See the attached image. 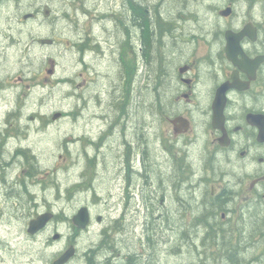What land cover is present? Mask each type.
<instances>
[{"label":"flooded vegetation","instance_id":"1","mask_svg":"<svg viewBox=\"0 0 264 264\" xmlns=\"http://www.w3.org/2000/svg\"><path fill=\"white\" fill-rule=\"evenodd\" d=\"M257 1L176 0L173 3L172 0H0V42L6 49H24L23 37L31 35L30 23L41 18V24L50 27L52 33L65 36L64 41H51L49 45L76 50L77 61H82L85 69H88L86 61H91L93 57L99 58L98 52L102 53L103 60L108 61L110 57L106 54L113 45L122 48L128 44L130 48L140 50L135 53L131 85L134 82L139 84V80L144 78L143 70L152 68L159 91L163 84L161 70L167 71L163 80L166 79L167 84L171 85L163 94L168 97L169 114L173 112L172 117L167 119L172 129L168 138L173 140L163 139L166 143L161 142L157 135L163 129L157 124L152 136L156 133L157 142L170 152H178L177 156H182V161L190 157L194 159L195 163L190 167L198 168L193 170L194 181H200L201 185L193 186L190 194L194 199H190L200 205L206 203L202 214L215 218L213 221L223 231L219 241H233L240 254H247L242 264H264V12L256 18L250 11ZM216 2L218 12L211 16L210 9ZM197 5L209 13L202 26L198 24L199 14L195 12ZM145 6L150 15L142 18L140 9ZM143 27L147 28L151 36H147L149 42H145ZM112 30L117 32V39L111 43L109 37ZM16 31L22 35L17 39L13 37ZM198 41L205 46L204 55L194 53V44ZM228 46L234 51L230 56L227 55ZM156 48L158 54L154 65L152 57L145 61L144 56L151 50L152 53L157 52ZM0 55L3 56V51H0ZM124 62L115 61L120 68L124 67ZM167 63L170 68L166 67ZM6 82L4 80V88L0 91L6 88ZM61 82L58 80L56 87H61ZM76 90L77 85L74 94H77ZM82 90H87V87ZM142 90L143 87H140L138 93ZM84 95L91 96L90 93ZM106 108L109 110L108 105ZM156 109L158 111V105ZM106 122L105 119L100 123L102 127L96 132L97 138L106 135ZM125 124L120 122L115 132L117 134L118 130L119 134H115L114 138L126 139L122 135L127 132ZM180 131L184 132L176 133ZM133 132L139 139L143 134V124L136 125V131ZM88 136L90 134L86 135L87 141ZM107 145L109 142L102 146L106 148ZM78 150L84 154L83 147ZM8 171L4 172L6 179L0 181V187L4 186L5 190V207L13 203L8 196L11 194L10 197L15 198L17 193L14 188L8 191L5 186L8 183V186L21 183L11 178ZM0 175L2 177L1 171ZM4 182L6 185H3ZM221 193L224 196L216 202L215 198ZM15 200L13 204L22 208L18 198ZM178 202L184 204L185 201ZM195 220L199 221L200 218L196 217ZM53 231L54 228L45 234ZM227 233L229 239L225 237ZM79 235H74L72 239L75 244ZM224 237L226 239L222 240Z\"/></svg>","mask_w":264,"mask_h":264},{"label":"rangeland","instance_id":"2","mask_svg":"<svg viewBox=\"0 0 264 264\" xmlns=\"http://www.w3.org/2000/svg\"><path fill=\"white\" fill-rule=\"evenodd\" d=\"M199 2H202V0H199ZM250 11H252L251 15L257 18L261 12H264V1L263 0L257 1L256 5L253 8H251ZM195 12L199 14L198 24H201L200 26H202L206 22L205 20H207V18L209 17V13H206L198 5L195 8ZM210 12H211V16L212 15L214 16V14L218 12L217 2L215 5L211 7ZM41 23H42L41 18H38L36 23L34 22V24L33 23L30 24L29 27L31 30V35H29L28 37H23L25 42V47L24 49H20L21 52L12 49H6L4 47V44L0 42V51L1 52L3 51V56L0 55L2 58V60H0V76L3 78V80L8 79V86H7L8 88H5L4 90H2V92H0V123L3 121V118L7 115L6 113H11L13 111V108L16 106L15 98L18 103L23 105L19 113L20 118L17 120L21 122L20 128L22 129L19 128L20 134L16 136L17 140H15V141H20L21 146L20 144L18 145L14 140H9L8 141L9 146L7 145L6 148L14 149L20 146L21 149H26L30 152L29 154H34L36 156V160L39 162L45 178H43V176L40 175V172L38 170H34L32 166L33 164L31 163V161H29L30 160L29 155L27 156L28 157L27 159L29 160L26 161V163L24 162L22 164H18L19 167L18 169H20V172H24V170L25 171L28 170L32 174L33 173L36 174L35 178H30L29 181L27 180L28 186H30V188L32 189L30 190L32 194L35 193L34 189L36 185L33 186L31 183H28L30 182V180L34 182V184H36V182H39V180L42 179L44 184L48 185L49 180L52 179V180H56L57 183L60 182L57 185L60 187L61 195H63L62 197L63 200L64 198H66L64 195L65 188L67 189L70 187L71 184L73 183L75 184L80 181L78 176H80V174L82 173L81 167L83 165H87L88 160L91 161L93 163L92 164L93 166L101 170L100 176L102 179H98L94 187L97 189L99 195L101 194L100 200L103 201L102 202L103 205L101 204L102 209L100 208V210L98 211L97 209L91 210V214H95L92 215L93 220L94 222H97V218H98L97 215L99 216L101 215L100 218L101 221H99L100 223L102 222L103 219L109 218V215L111 216V218L117 219L119 218L117 214L118 213L117 210L119 209V211L123 213L122 207L119 205L120 202L119 200L120 197L122 196V184H121L122 179H120L119 176L118 178L115 177L116 176L115 174L117 173L116 169L121 163V159L123 160V162H125L124 159H126V156L124 155L127 152V145L123 143V139L122 141H116L114 140V137L110 136L113 130L116 128L118 129L120 125H117L109 130L108 127L105 125L106 136L102 140H98L96 136V132L102 127L100 123H102L103 120L106 119L107 120L106 123H108L109 120L114 119L115 115L117 113H120L121 110L122 113L125 112L126 114V112L129 109L128 108L129 103H131V100L133 102L131 95L128 94V91L126 90L125 84H128V81L129 80L131 81L132 79L131 74H132V66L134 65L135 62V53H139L140 50L139 49L134 50L130 48L128 44L123 45L122 48H118L117 45H113L112 49L109 51L110 54L108 51L106 54L109 55L108 57H110V58L107 57L109 59L108 61L103 60L102 53L98 52L97 55L99 58L94 59L93 57L91 61H86L88 63V69H85L83 67L82 62L77 61L76 50L67 49L64 47L58 48L55 47L54 45L52 46L49 45L51 41H56V42L64 41L65 36L64 34L61 33H52L50 31L52 30L50 27L46 25H42ZM112 33H111L112 34L111 43L113 41L115 42V39H117V36L115 34L116 32L112 30ZM13 35H14L13 37L16 39L20 37L18 31L13 33ZM145 35L148 36L147 34ZM155 50L157 52L153 51L152 53L153 55L152 63L154 64H155V60L157 61L156 57L158 54V48H156ZM194 50H195L194 53H202L201 55H204L206 53L204 52L205 46L201 41H198L196 42V44H194ZM26 54L28 55L27 61L25 60L20 61L19 58L20 55L24 57ZM115 61H118L119 63L125 61L124 67L120 68L119 64L115 63ZM137 61L139 60L137 59ZM166 67H169L168 64ZM6 72L8 73L9 76L5 77ZM55 77H62L63 80L71 79L73 81V84L75 83L77 85V90H76L77 94H74L75 90L73 89L72 86H70L69 82H66L64 84L62 83L60 85L61 87H56ZM154 81L152 80L151 86L157 89V81L156 80ZM36 82L45 83L48 88L53 89V92L49 95L48 91L45 92L46 90L44 89H40L39 87L34 88ZM153 82L154 84H152ZM117 83H119L118 84L119 86L117 85ZM142 83H144L143 78L139 80V86H141ZM85 87H87V90H82ZM164 89L165 90L168 89L166 80L161 85V88L157 92V94L152 92L151 94L150 92L148 93L144 92L145 93V94L143 93L144 95L143 94L137 95L139 97L137 96L135 97L136 98L135 102L138 101L137 104L140 106H136L134 111L138 112L139 115L140 114L144 115L143 117H141V122L143 123L144 121H146L145 123H143V127L147 124L149 127V131H151L150 133H153L152 131H154L157 128V125L160 126L161 129L163 130L159 131L157 136L160 137L161 142L166 143V141L164 140L168 139V141H170L172 139L170 137L168 138V136H171L172 129L170 123H168L169 120L167 119L169 117L170 118L172 117L173 112L171 111L169 114V105L167 104L168 97H166V95H163L165 91ZM57 92H64L65 95H63L62 93L57 94ZM92 92H94L95 94L97 93V95H101V93L102 94L104 93V95L99 96V98L101 97L100 104H98V100L95 97L91 101L92 103L89 102V100L86 98V101H88L86 104L88 108L86 107V109L80 110L83 111L82 116L78 118L80 119V121L78 123H75L76 120L74 121V118L76 119V117H74V115L76 113H79V110L76 111V109L79 108V107L77 108V105L78 104L79 106L83 105L82 104L83 100H80L79 97L84 94L92 93ZM41 93H44L43 95L45 96H41L40 95ZM112 97H114V100L112 99ZM146 98L148 99V102ZM78 100H80V103L77 104ZM120 100H123L124 108L121 110H116L117 112L115 111L112 112L113 110L112 108L115 109L118 108V104L121 102ZM154 100L157 103L158 107L160 106V108H158L160 114L157 111V109H155L156 104H154ZM164 100H166L165 104H164ZM125 102L128 103L126 104ZM107 105L109 110H107L106 108ZM145 105L148 108H145L146 107ZM150 106H153L152 107L153 110L149 108ZM143 108L145 111H143ZM138 110H140V112ZM164 110H167V112ZM57 115L59 116L57 117ZM84 115L87 116L86 119L83 117ZM29 116H33V117L28 120ZM12 117L10 118L11 122L8 127L11 126L14 128L15 118L14 116ZM137 121L139 122L140 118H137ZM25 122H28V124H26ZM42 122L44 123V125L42 124ZM164 122H166L167 125H165ZM151 128L153 130H150ZM84 131H86V133L90 132L91 136L88 137L90 139H94L98 147L91 146L90 148H88L87 152L89 153L90 158L81 160L78 158V154L81 156L82 154H80V151L78 150L77 146H79V144H82L83 148H86L88 146V142L83 144L82 142L84 141V138H82V140H80L79 143H73L72 139L74 137L77 138L78 135L80 133L82 134ZM10 133H15V131L14 130L10 131ZM128 134L129 133L126 132V134H123V136L127 138L128 136L130 137L128 141L132 142V144L134 145V148L132 149H135L136 148L135 145H137V147L139 148L138 151L144 152L146 151L144 149V145L149 144V141H151V147L152 150H154L153 144L155 142L157 143L156 133H154L152 138L149 136H145L147 138L146 140H148L146 144H142L140 139L136 140V133L132 132L131 135ZM133 139L136 140L137 143L132 141ZM185 139L187 140L188 137H186ZM107 142H109V145H107L106 148H103L102 145ZM159 144L164 154L155 157V162H154L152 157H154L155 154L154 153L152 154L151 152V156L148 157V161L145 160V163L147 165L146 169L149 168L150 170L153 169V166L149 167V164L155 166L164 165V169H168V162H166V160H167V156H169V152L165 150L164 145H162L160 142ZM173 154L177 157L179 153L173 152ZM91 158H94V160H91ZM190 159L193 165L195 163L194 159L191 157ZM0 161H1L0 164L4 162L3 160ZM147 173L150 177L152 176L151 171H148ZM15 175L13 174V178L16 177ZM130 177L132 178L133 175H131ZM140 179L142 178L136 175L135 180L139 182L137 198L131 199L130 201L131 207H129L128 209L127 219L125 220V229H126L125 231H131V234H133V232L140 234L142 232V229L145 228L143 224L144 220L142 217H140V219L131 217L134 208L132 206L140 207V204L141 202H143L144 199L143 195L151 191V187L150 188L148 186L146 187L145 186L146 183L143 181V179L142 181H140ZM165 183L167 184V181L163 182L164 185H166ZM155 186L159 188L158 184H155ZM4 191H5L4 188H2L1 186L0 213L3 211L5 216L3 217L2 214L0 215V218H2L0 219V264H51V260L55 257L57 251L60 250L63 240H61L60 242H57L58 240H56L55 242L56 247H53L51 245V240L48 239L50 238V235L46 236L45 234L42 237L39 236L36 238L35 237L30 238L25 232L27 221L25 222V224L22 221H19V215L21 212L10 209L9 206L5 207L3 203V197L5 196ZM161 191L162 193H160ZM161 191H159L157 195L158 198L156 199V205L162 202L160 201L161 194H163L162 198L164 197L169 200V204L174 205L175 200L174 201L172 200V195H174L173 189L171 187L168 188L162 187ZM105 193L106 195H104ZM10 196L12 195L10 194ZM28 196L29 197L31 196L29 191H28ZM28 196L23 195L22 197H20L21 199L19 201L22 203L23 207L25 206L24 203L26 202V200H28ZM54 196L55 194L52 192L47 194L46 200L48 201L47 202L48 204L46 206L52 205V209H54L55 211L59 210L60 208V211H64L67 215H69L70 219L76 213L78 207L82 205L81 203L85 202L86 199L90 200L89 195L88 196L84 195L76 199L73 204L66 202V200L64 201L60 200V202L62 203L60 204V202L58 201L57 203L59 206L58 205L56 206L54 199L56 196L55 197ZM95 200H99V199L96 197ZM189 203L190 202L188 203L186 201L184 202V204H189ZM40 204H41L40 210H44L46 207L44 205V202H41ZM192 205L194 206V203ZM64 206L66 207L64 208ZM23 207L21 209H23ZM177 211H179L178 212V214H180L179 217H181L182 219V222L179 223L180 225L182 226L189 225L191 229H196L197 221L195 220L196 213L194 212L195 211L194 208L191 207V209L188 208L187 210H185L184 211L185 217L181 209L180 210L177 209ZM191 213L194 215L192 216ZM170 214H173V210H171ZM144 215H146V213H144ZM159 224H161V222H159ZM179 224L177 223V225ZM105 225L107 224L104 220L101 225L96 223L97 230H95L94 233H89V234H87V232L82 233L83 234L82 239H79L76 243L77 257L70 264H84L82 258L83 250H86L87 247L90 246L92 247L98 241L99 231L102 228H104ZM153 227L156 228V226ZM158 227L161 228L160 226ZM52 228H54V230H58L57 232H54L53 235L56 233H59L61 235L70 233V228L67 224H63V226L61 225V227L59 226L57 228L56 222H54L53 225H51L45 231V233L51 231ZM219 230L221 231V233L223 232L220 229V227ZM162 233H164V231L161 232V235ZM196 233L198 236L203 235L202 228L199 229V231H197ZM141 235L143 236V233ZM174 237L170 236L169 238L167 235L163 236L164 239H170L169 246L177 244L175 253L173 249L168 250L169 251L168 252L167 251L168 246H166V244L163 246L164 243L160 240H157L161 242L160 244H158V248L160 249L158 256H160V260L163 262V263L161 262L162 264H196L195 259L199 258L197 256V253L198 251L200 252V250L208 251V253H210L213 256V259L212 258L209 259V260H214L212 264H219L221 263L222 257L226 254V252L225 253L223 252V244H222L223 242L221 241H218V243L221 242L219 246L216 245L209 246L208 244L205 246H202V244H200L199 246V242H198L199 247L197 245L196 246L199 248V250L197 248L194 251L192 250L191 253L187 251V249L189 248L187 247V245H185L187 244L185 241H184L185 244L182 241L178 242V238L177 237L174 238ZM200 239L201 237L198 238V241H200ZM225 239L226 238L224 237L222 240ZM134 246L138 251L142 250L141 243L135 241ZM226 246L232 248L234 246L233 241L230 242L227 240ZM221 253H223V256L219 257ZM228 253L229 255H231V259H234L235 261H242L244 257L247 258V254H240L238 249L235 253L234 251H229ZM118 261L120 260H117V262Z\"/></svg>","mask_w":264,"mask_h":264},{"label":"trees","instance_id":"3","mask_svg":"<svg viewBox=\"0 0 264 264\" xmlns=\"http://www.w3.org/2000/svg\"><path fill=\"white\" fill-rule=\"evenodd\" d=\"M172 1H173V3H175L176 0H172ZM148 14L150 15V11L148 10L147 6L140 9V17L147 18L149 16ZM143 51H144V49H143ZM149 52H151V51H149ZM162 73H163V70H161V75H162ZM164 74L166 75L165 71H164ZM164 74H163V76H164ZM163 76L161 77V83L164 82ZM153 80H156L158 83L157 77ZM39 84L42 85L43 83L40 82ZM3 88H4L3 81H0V90ZM150 91L156 93L157 90L155 88H153L152 90L145 91V92L148 93ZM48 93H49V95L51 94V92H48ZM41 94L43 95L44 93H41ZM95 96L96 95H93L92 98H94ZM81 97L83 98V105L86 107L87 106L86 105L87 104L86 98L88 99L90 97H87V96H81ZM88 100L90 102V99H88ZM15 102H16V106L13 108V111L11 112L12 115L8 114L7 116H5V118L2 121L3 123L2 122L0 123L1 124L0 125V131H1L0 132V160L1 159H3V160L8 159L7 158L8 153H9L10 157L12 156L11 160L13 159L14 155H15V157H14L15 160L13 159V161H17L20 159L18 156L20 154L17 153L18 150L16 151V153H17V155H16L11 150H8L6 148V146H4L5 145L4 142L7 140L5 137H7L10 134V131L14 130L18 136V132H19L21 122L17 121V120L20 118L19 113H20V110L23 107V105L18 103L16 98H15ZM137 102L132 103V101H131V105L129 103V108H130L129 110H134L136 106H139L137 104ZM118 108H121V107L118 105ZM10 115H11V117L14 116V118H15V127L14 128L11 126H10V128L8 127L10 125V122H11L9 120L11 118ZM32 117L33 116H29L28 120L31 119ZM140 121H141V119H140ZM140 121H139V123H140ZM25 123L28 124V122H25ZM2 124H4V125H2ZM3 128L5 129L4 131L1 130ZM144 136H146V135H144ZM136 140L133 139L132 141L137 143ZM5 149H7V151H11V153L6 152ZM22 154H23L22 157L25 158L26 161H28L29 159H27L28 157H26V152H22ZM141 156H142L141 160L143 163V170H144V173L146 175L145 176L144 174H141V177H142L143 181L146 183V185H145L146 187L147 186L149 188L151 187V185L149 186L148 182H147L148 177H150L147 173L148 171H151L152 175H153L154 173H161L163 171H166L168 173V171L173 172V170H176L177 171L176 175L178 174V172H180L178 174V176H182L181 174L183 172L184 175H186L187 177H190V175L192 173V169H185L188 165L189 159H183L184 161H182V156H177L176 157L177 159L174 162L173 161L171 162V160H170V162H169V160L166 161V162H168V165L170 166V168H168L169 170L164 169V165L155 166V165H150V164H149V167L153 166V169L150 170L149 167H148L149 169H146L147 165L145 163V157H143L142 153H141ZM146 160L148 161V158H146ZM0 163H1V161H0ZM88 164L91 165L90 163H88ZM1 165L2 164H0V168H1L0 171L2 172L4 170V167ZM86 170H88V168H86ZM100 172H101V170L97 171L96 174L93 173L94 174L93 179L84 178L82 176V180L80 182H78V184L72 185L71 187L65 189V197H66L67 202L72 203L76 197L80 198V197L85 195L86 191L92 189L94 187V185L96 184V182L98 181V179H102L100 176ZM188 173H189V175H188ZM28 175L29 176H35L36 174H34V175L33 174H31V175L26 174L27 177H28ZM166 177L171 178L172 176L170 174H167ZM179 179H178V181L180 182ZM52 182H53V180L51 179V180H49V184H48L49 186L46 185V186L41 187V192H43L44 198H46L48 193L54 192V194L56 196L55 200H56V202H58L59 200L62 199L61 197H59V196H62L61 191H60V187L57 185L58 183L57 184L53 183V188H52L50 186V184ZM183 184L184 183L181 182V184L176 185L175 188H173V186L171 188L173 189V194H174V195H172V198H175V201H176L175 207L173 209H176V210L181 209V211H183V215L185 217L184 211L188 209L187 205H192L193 203L192 204L191 203L190 204H181V202H178V200L186 201V199H187V194H186L185 189H184L186 187H184ZM158 186H159V189L161 191L162 187L160 185H158ZM13 187L16 188L15 192H17L18 194H21L20 191L18 190V187H16L14 184H13ZM164 188H168V186H165ZM24 190H26V189H24ZM158 193H159V191L158 192H152V193L148 192L147 194H145V192H144L145 195H143V198H144L143 204L140 206L142 208L141 209L133 208V212L136 213L134 218L140 219V217H142L144 220L143 224H144L145 228L142 229V232L140 234H138L136 232H133V234H131V231H125L126 230L125 229L126 215L123 213H121L120 217L117 219L111 218V217H110V219H104L107 225L100 232V240L94 247H91L89 249L87 248L86 252L83 253V259H84L83 263L84 264H140V262L144 263L145 260H147V261H152V262H150V264H161L162 261L156 260L154 258V255H152V248L154 249L153 245L155 244L158 247V244L156 243L157 240H154V236H156L157 234L161 235V232L164 231L162 226L164 224H167L168 221L169 222L173 221V218H171L169 215L171 213V210L168 208V205L163 204V198H162L163 194H161V198H160V201H162V202L160 204L156 205V199L158 198V196H157ZM160 193H162V191ZM18 194H16V197L18 198V201H19L21 198L19 197ZM223 196H224V193H221L220 196L216 197L215 198L216 202H218V200L220 201V199ZM190 197H193V195L191 194ZM30 198H29V200H32L33 196H30ZM186 202H192V200L190 199V201L188 200ZM195 204L197 205V207H199V208L201 207L200 205H198L197 201H195ZM56 205H58V203ZM154 206L159 207V211L164 213L163 217L156 218L153 216L152 209L154 210V208H153ZM65 207L66 206H64V208ZM182 207H184V208H182ZM59 210H60V208H59ZM28 211H29L28 209L21 210L20 215H22L24 218L25 217L29 218V215H31V214L30 213L27 214ZM64 213L65 212H63V214ZM144 213H146V215H144ZM153 213H154V211H153ZM191 215L193 216L194 214L191 213ZM203 215L204 214H202V213L196 212L197 218H200V216H203ZM184 217H183V219H184ZM179 220H180L179 223L182 222L181 217H179ZM207 221L208 220H205V219L202 220L200 218L199 223L196 226V229H191L189 227V225H186V226L181 225L180 231H178L176 229H172L173 233H172L171 237L175 236L174 238H176V237L183 236V235H191L190 231H192V236L194 237V241L192 242V245L194 246L195 250L200 246V244H202V246H205L207 244L209 246H212V244L219 246L221 244V242L218 243V240L221 239V236H220L221 232L219 230V227L212 225V224H208ZM159 222H161V225H158ZM153 226H156V228H154ZM158 226H160L161 228H159ZM201 228L203 231V235L198 236L196 232L199 231V229H201ZM142 233H143L144 237L141 235ZM163 236L164 235H162V237ZM205 236H206V238H203ZM200 237H201V239H200V241H198V238H200ZM229 237H230V235L226 238L229 239ZM169 238H170V236H169ZM135 241L141 243V245H142L141 252L135 248V246H134ZM198 242H199V246H198ZM222 244H223V251H224V253L226 252V254L224 256H223V253H221L219 255V257L223 256L221 259V262L223 264H238L239 262L235 261L234 259H231V255H229V253H228L229 251H234V253H235L238 248H235L234 247L235 245H234L232 247L233 248L232 249L231 247L226 246L227 242H224V241ZM170 249H173L174 252L176 251V247H173V248L171 247ZM198 250H199V248H198ZM203 252L205 254L204 258L202 256ZM197 256L199 258L195 259L196 264H211L212 262H214V260H209L210 258L213 259V256L210 253H208V251L200 250V252L198 251ZM103 257H104V259H103ZM150 258H153V259L151 260ZM117 260H120V261L117 262Z\"/></svg>","mask_w":264,"mask_h":264},{"label":"bare ground","instance_id":"4","mask_svg":"<svg viewBox=\"0 0 264 264\" xmlns=\"http://www.w3.org/2000/svg\"><path fill=\"white\" fill-rule=\"evenodd\" d=\"M129 2V1H128ZM144 3H145V1H143ZM149 2H150V0H149ZM153 2V1H152ZM130 4V3H129ZM153 4V3H152ZM159 4V3H158ZM145 5V4H144ZM154 5V4H153ZM136 6V5H135ZM152 6V5H151ZM133 8V7H132ZM136 8V7H135ZM138 8V7H137ZM158 8H160V7H158ZM137 10V9H136ZM154 11V10H153ZM137 12V11H136ZM173 12V11H172ZM155 13H157V12H155ZM177 13V12H176ZM160 14V13H159ZM167 14H170V13H167ZM157 15V14H156ZM163 15V14H162ZM173 16V15H172ZM129 17V16H128ZM164 17V16H163ZM133 19V18H132ZM156 19V18H155ZM145 20H147V19H145ZM168 21L169 20H167L166 22L168 23ZM36 23V22H35ZM99 23V22H98ZM165 23V22H164ZM28 24V23H27ZM31 24V23H30ZM34 24V23H33ZM168 24H170V23H168ZM171 24H173V23H171ZM37 25V24H36ZM140 25V24H139ZM138 25V26H139ZM147 25V24H146ZM153 26V25H152ZM107 27V26H106ZM148 27V26H147ZM137 28V27H136ZM138 28H140V27H138ZM144 28V30H143V32L145 33V34H147L148 36H150L149 35V33H148V30H146L147 28L146 27H143ZM150 28H151V26H150ZM98 29H99V27H98ZM127 29V28H126ZM133 29V28H132ZM134 29H135V27H134ZM133 29V30H134ZM139 30V29H138ZM137 30V31H138ZM163 30V29H162ZM171 30V29H170ZM79 31V30H78ZM142 32V31H141ZM26 33V32H25ZM117 33V32H116ZM115 33V34H116ZM139 33V32H138ZM137 33V34H138ZM160 33V32H159ZM20 34V33H19ZM113 34V33H112ZM111 34V35H112ZM130 34V33H129ZM137 34H136V36H137ZM144 34V36L143 37H145V38H147V36ZM162 34V33H161ZM160 34V35H161ZM36 35V34H35ZM114 35V34H113ZM119 35V34H118ZM164 35V34H163ZM14 36V35H13ZM20 36H22L21 34H20ZM122 36V35H121ZM132 37H133V35H131ZM135 36V35H134ZM139 36V35H138ZM155 36V35H154ZM113 37V36H112ZM123 37V36H122ZM130 37V36H129ZM151 37V36H150ZM22 38V37H21ZM107 38V37H106ZM120 38V37H119ZM118 38V39H119ZM149 38V37H148ZM148 38L147 39H145V42H149V40H148ZM154 38H156V36L154 37ZM109 39H111V36L109 37ZM123 40V39H122ZM136 40V39H135ZM146 40H148V41H146ZM153 40V39H152ZM151 40V41H152ZM107 41V40H106ZM101 42V41H100ZM153 43H154V41H153ZM146 44V43H145ZM148 44V43H147ZM160 44V43H159ZM144 45V44H143ZM151 45V44H150ZM149 45V46H150ZM166 45V44H165ZM172 45H174V44H172ZM161 46V45H160ZM166 47H168V46H166ZM50 48V47H49ZM170 48V47H169ZM178 48V47H177ZM101 49H103V48H101ZM148 49H151V48H148ZM181 49V48H180ZM179 49V50H180ZM178 50V49H177ZM143 51V50H142ZM149 51V50H148ZM162 51H163V49H162ZM165 51H166V49H165ZM164 51V52H165ZM170 51V50H169ZM169 51H167V53L169 52ZM144 52V51H143ZM100 53V52H99ZM170 53V52H169ZM173 53V52H172ZM184 53V52H183ZM166 54V53H165ZM163 55V54H162ZM173 55V54H172ZM177 55H179V53L177 54ZM153 55H152V50H151V52H149L146 56H144V59H145V61H148L151 57H152ZM168 56V55H167ZM172 57V56H171ZM184 57V56H183ZM157 58V57H156ZM182 58V57H181ZM152 60V59H151ZM160 60V59H159ZM164 60V59H163ZM167 60V59H166ZM169 60V59H168ZM181 60V59H180ZM140 61V60H139ZM177 61V60H176ZM178 62V61H177ZM173 63V62H172ZM168 64V63H167ZM154 65H156V64H154ZM152 67H153V64L151 65ZM168 66H169V64H168ZM172 66H174V65H172ZM176 66V65H175ZM147 67H149V66H147ZM144 68V67H143ZM166 68V67H165ZM168 68V67H167ZM170 68V67H169ZM119 69V68H118ZM171 69H172V67H171ZM121 70H123V69H121ZM123 72V71H122ZM143 72H144V70H143ZM167 72V71H166ZM165 72V73H166ZM124 73V72H123ZM120 74V73H119ZM155 74V73H154ZM163 74H164V72H163ZM143 75V74H142ZM168 75V74H167ZM170 75V74H169ZM173 75V74H172ZM120 76V75H119ZM118 76V77H119ZM138 77V76H137ZM140 77V76H139ZM160 77H161V75H160ZM173 77V76H172ZM152 78H153V76H152ZM140 79V78H139ZM153 79H155V78H153ZM170 79V78H169ZM166 80V79H165ZM121 81V80H120ZM120 81H119V83H120ZM154 81V80H153ZM167 81V80H166ZM134 82V81H133ZM155 82V81H154ZM154 82L152 83V84H154ZM160 82V81H159ZM160 84V83H159ZM114 85V84H113ZM162 85V84H161ZM169 85H171V84H169ZM117 86V85H116ZM119 86V85H118ZM117 86V87H118ZM167 86H168V84H167ZM143 87V86H142ZM153 88V87H152ZM161 88V87H160ZM112 89H113V87H112ZM119 90V89H118ZM157 90V89H156ZM165 90V89H164ZM171 90V89H170ZM169 90V91H170ZM115 91V90H114ZM141 91V90H140ZM168 91V92H169ZM116 92V91H115ZM157 92L158 91H156V94H157ZM147 93V92H146ZM152 93H154V92H152ZM160 93V92H159ZM166 93V92H165ZM97 94V93H96ZM115 94V93H114ZM145 94V93H144ZM143 94V95H144ZM150 94H151V91H150ZM149 94V95H150ZM102 95H104V93L102 94L101 93V95H96L95 96V98L96 99H98V104H100V102H101V97L99 98V96H102ZM116 95H117V93H116ZM153 95V94H152ZM151 95V96H152ZM164 95V94H163ZM169 96V95H168ZM91 97V96H90ZM129 97V96H128ZM137 97H139V96H137ZM115 98H116V96H115ZM130 98V97H129ZM129 98H128V100H129ZM132 98V97H131ZM148 98V97H147ZM146 98V99H147ZM165 98V97H164ZM89 99V98H88ZM112 99L114 100V97H112ZM136 99V98H135ZM150 99V98H149ZM154 99V98H153ZM170 99V98H169ZM93 100V98L90 100V102ZM100 100V101H99ZM112 100V101H113ZM140 100V99H139ZM160 100V99H159ZM163 100V99H162ZM132 101V100H131ZM165 101L166 100H164V104H165ZM88 102V101H87ZM94 102V101H93ZM114 102V101H113ZM120 102V101H119ZM146 102V101H145ZM147 102H148V99H147ZM169 102V101H168ZM92 103V102H91ZM121 103V102H120ZM126 103V102H125ZM128 103V102H127ZM126 103V104H127ZM135 103V102H134ZM138 103V102H137ZM83 104V103H82ZM154 104H155V100H154ZM167 104H169V103H167ZM117 105V104H116ZM130 105H131V103H130ZM144 105V104H143ZM148 105V104H147ZM150 105V104H149ZM163 105V104H162ZM111 106H112V103H111ZM127 106V105H126ZM129 106V105H128ZM127 106V107H128ZM140 106V105H139ZM146 106V105H145ZM164 106V105H163ZM170 106V105H169ZM79 107V108H78ZM87 107V106H86ZM153 106H150L149 108H151L152 110H153V108H152ZM167 107V106H166ZM77 108L78 109H76V111H78L79 110V113H76L75 115H74V117H76V119L74 118V121H75V123H78L79 121H80V119H78L80 116H82V112L83 111H80V110H84V109H86V108H83V106H79V104H78V106H77ZM88 108V107H87ZM124 108V107H123ZM129 108V107H128ZM132 108V107H131ZM138 108H141V107H138ZM137 108V109H138ZM145 108H148L147 106L145 107ZM158 108H160V106L158 107ZM171 108H174V107H171ZM113 110H112V112H117L116 110H118V108L117 109H115V108H112ZM130 109V108H129ZM128 109V111L126 112V114H125V112L124 113H122V110L120 111V113H117L116 115H115V117H114V119H110L109 120V122L108 123H106V126L108 127V130L109 129H111V128H113V127H115V126H117V125H120V121H122V119H124V121L126 122V124H125V128H126V131L129 133L128 135H130L133 131H136L135 130V125H136V121H137V118H140L141 119V117H143L144 115H139L138 114V112H135L134 110H129ZM155 109H156V105H155ZM167 109V108H166ZM8 110H10V109H8ZM148 110V109H147ZM160 110H163V109H160ZM75 111V112H76ZM139 112H140V110H138ZM143 111H145L144 110V108H143ZM164 111H166L167 112V110H164ZM142 112V111H141ZM165 112V113H166ZM143 113V112H142ZM152 113V112H151ZM150 113V114H151ZM154 113V112H153ZM164 113V112H163ZM6 114H8V113H6ZM11 114V113H10ZM145 114V113H144ZM147 114V113H146ZM12 115V114H11ZM11 115H10V117H11ZM147 116V115H146ZM152 116V115H151ZM85 119H86V115H84L83 116ZM13 118V117H12ZM144 119V118H143ZM8 120V119H7ZM10 120V119H9ZM157 120V119H156ZM151 121V120H150ZM9 122V121H8ZM7 122V123H8ZM124 122V123H125ZM146 121H144L143 123H145ZM3 123V122H2ZM153 123H155V122H153ZM2 125H4V124H2ZM21 125V124H20ZM152 125V124H151ZM156 125V124H155ZM145 126H148L147 124L145 125ZM4 127V126H3ZM137 127H138V125H137ZM10 128V127H9ZM20 129H22V128H20ZM19 129V130H20ZM117 129V128H116ZM116 129H114L113 130V132L110 134V136H112V137H114V135L116 134L115 132H116ZM121 129H122V127H121ZM139 129V128H138ZM2 130V129H1ZM9 130V129H8ZM150 130H153L152 128L150 129ZM122 131V130H121ZM141 131V130H140ZM149 131V130H148ZM1 132V131H0ZM107 132V131H106ZM124 132V131H123ZM149 132H151V131H149ZM153 132V131H152ZM80 133V132H79ZM125 134H126V132H124ZM123 133V134H124ZM68 134H69V132H68ZM81 134V133H80ZM78 135V137H79V140H82V138H84L88 133H86V131H84L81 135ZM90 134V133H89ZM117 134H119L118 133V130H117ZM116 134V135H117ZM122 134V135H123ZM147 134V133H146ZM90 136H91V134H90ZM106 136V135H105ZM104 136V137H105ZM65 137V136H64ZM68 137V136H67ZM101 137V136H100ZM103 137V138H104ZM132 137H133V134H132ZM103 138H99L98 137V140H102ZM125 138V137H124ZM149 138V137H148ZM128 139H130V137L128 136V138L126 137V139H124V144H126L127 145V152H126V154L124 155V156H126V159H124V161L125 162H123V160L121 159V163L119 164V166H118V168L116 169L117 170V173L115 174L116 176L115 177H117L118 178V176L120 177V179H122V196L120 197V202H119V205L122 207V211H123V214H125L126 215V218L125 219H127V214H128V209H129V207H131L130 206V201H131V199H136L137 198V193H138V184H139V182L137 181V180H135V177H136V175H138L140 178H142L141 177V174H144L145 175V173H144V170H143V163H142V160H141V158H142V156H141V153H142V155H143V157H145V160H146V158H148L149 156H151V152H152V154L154 153L155 154V156L154 157H152L153 158V161L155 162V157H157V156H159V155H162V154H164V152H162V148H161V146H160V144H159V142H155L154 144H153V149L154 150H152V147H151V141H149V144H147V145H144V149L146 150V151H144V152H139L138 150H139V148L137 147V145H135L136 146V148L135 149H132V148H134V145L132 144V142H129L128 141ZM140 141H141V143L142 144H146L147 143V141L148 140H146L147 138L143 135V134H141L140 135ZM150 140V139H149ZM155 140V139H154ZM157 140V139H156ZM72 142L73 143H78V138H76V137H74L73 139H72ZM88 146L86 147V148H84V154L82 153V156L81 155H79L78 154V158L79 159H81V160H84V159H88V158H90V155H89V153L87 152V150H88V148H90L91 146H94V147H98L97 146V143L94 141V139H90L89 137H88ZM5 143V142H4ZM153 143V142H152ZM123 144V145H124ZM4 145V144H3ZM9 146V145H8ZM14 146H16V145H14ZM133 146V147H132ZM11 147V146H10ZM13 147V146H12ZM23 147V146H22ZM181 147V146H180ZM17 148V147H16ZM24 148V147H23ZM166 148V147H165ZM4 149V148H3ZM13 149V148H12ZM15 149V148H14ZM79 149V148H78ZM183 149V148H182ZM7 150V149H6ZM132 150H134V151H132ZM165 150H167L168 152H169V156H170V158H169V156H167V160L166 161H168L169 160V162H170V160H171V162L173 161H175L177 158H176V156L173 154V152H170L167 148L165 149ZM31 151V150H30ZM79 151H81V150H79ZM156 151V152H155ZM159 151V152H158ZM5 152V151H4ZM7 152V151H6ZM8 152H10L11 153V151H8ZM18 153V152H17ZM17 153H15L16 155H17ZM30 153V152H29ZM32 153V152H31ZM147 153V154H146ZM187 153V152H186ZM123 156V157H124ZM188 156V155H187ZM12 157V156H11ZM10 157V158H11ZM14 157H15V155H14ZM14 157H13V159H14ZM122 157V156H121ZM18 158V157H17ZM20 158V157H19ZM18 158V159H19ZM12 159V160H13ZM1 160H3V159H1ZM15 160V159H14ZM91 160H94V158H91ZM30 161V160H29ZM91 161H89L88 160V163H90ZM94 162V161H93ZM91 165L93 164L92 162L90 163ZM25 165H27V164H25ZM2 166V165H1ZM162 166V165H161ZM190 166H192V161H191V159L189 158V161H188V165H187V167L185 168V169H192V173H191V175H190V177H187L186 175H184V173L182 172V176H178V174L180 173V172H178V174L176 175V173H177V171L176 170H173V172H170V171H168V173L166 172V171H163V172H161V173H154L151 177H148V180H147V182H148V185L150 186L151 185V193L152 192H158V191H160V189L157 187V186H155V184H158V185H160L161 187H165L166 185L168 186V187H172L173 186V188H175L176 187V185H178V184H181V182H183L184 184V187H186V188H184L185 189V192H186V194H187V199H186V201H190V193L191 192H193L192 191V188H193V186H195V187H198L199 185H201V182L200 181H198V180H196V181H194L195 179H194V172H193V170H197L198 168H195V167H190ZM168 168H170V166L168 165ZM1 169V168H0ZM115 170V171H116ZM9 172V171H8ZM8 172H6V173H8ZM15 173H16V171H15ZM15 173H14V175H15ZM171 173V174H170ZM9 174V173H8ZM32 174V173H31ZM167 174H170L172 177L171 178H169V177H166L167 176ZM10 175V174H9ZM34 175V174H33ZM94 175V174H93ZM131 175H133V177L131 178L130 176ZM188 175H189V173H188ZM146 176V175H145ZM164 176V177H163ZM15 177V176H14ZM31 177H34V176H31ZM114 177V178H115ZM11 178H13V177H11ZM113 178V179H114ZM180 178V179H179ZM5 179H6V177H5ZM119 179V180H120ZM168 179V180H167ZM178 179L180 180V182L178 181ZM8 180V179H7ZM15 180V179H14ZM29 181V180H28ZM140 181H142V179H140ZM167 181V184L166 185H164L163 184V182H166ZM191 182V183H190ZM5 183V182H4ZM13 183V182H12ZM28 183H30V182H28ZM34 183V182H33ZM58 183H60V182H58ZM117 183V182H116ZM14 184V183H13ZM74 184V183H73ZM73 184H71L70 185V187L73 185ZM78 184V183H77ZM4 185V184H3ZM9 185V183L7 184V186ZM31 185V184H30ZM62 185V184H61ZM119 185V184H118ZM32 186V185H31ZM49 186V185H48ZM120 187V186H119ZM3 188H4V186H3ZM49 188V187H48ZM66 189V188H65ZM201 189V188H200ZM64 190V189H63ZM63 190H62V192H63ZM81 190V189H80ZM100 190H102V189H100ZM6 193V192H5ZM29 193H30V195L32 196L33 194L29 191ZM54 193V192H53ZM101 193H102V191H101ZM197 194V193H196ZM204 194V193H203ZM24 195H26V196H28V192H26ZM65 195V194H64ZM73 195V194H72ZM90 196V200H92V202H95V204H96V206H97V211L98 210H100V208H101V206L103 205L102 204V202L103 201H101L100 200V196H101V194L99 195V193H98V191H97V189L95 188V187H93L92 189H90V190H88V191H86L85 192V196ZM104 195H106V193L104 194ZM7 196V195H6ZM112 196V195H111ZM12 197V196H11ZM55 197V196H54ZM62 197H63V195H62ZM71 197V196H70ZM98 198L99 200H95V198ZM197 197V196H196ZM195 197V198H196ZM9 198V197H8ZM30 197L28 196V199H29ZM193 198V197H192ZM31 199V198H30ZM55 199V198H54ZM60 199V198H59ZM170 199V198H169ZM194 199V198H193ZM89 200V199H88ZM109 200V199H108ZM61 201H62V199H61ZM43 202V201H42ZM60 202V201H59ZM106 202V201H105ZM110 202V201H109ZM61 203V202H60ZM174 203H176V201H174ZM188 203V202H187ZM191 204L192 203H194V206L193 205H187V208H190L191 209V207L192 208H194V212L196 213H202V211L204 210V207H205V205L204 204H206V203H204V204H198V205H200L201 207L199 208V207H197V205L195 204V201H193L192 200V202H190ZM189 203V204H190ZM25 204V203H24ZM48 204V203H47ZM57 204V203H56ZM102 204V205H101ZM143 204V202L140 204V206ZM163 204H167L168 205V208L170 209V210H173V214H169L170 215V217L171 218H173V221H168L167 222V224H164L163 226H162V228H163V230H164V233H162V235H167L168 237L169 236H172V229H176V230H178V231H180L181 230V225L179 224V215L180 214H178V212L179 211H177L176 209H173V207L175 206V204H174V206H173V204H169V200L167 199V198H164L163 197ZM209 204V203H208ZM19 205V204H18ZM55 205V204H54ZM195 205H196V208H195ZM204 205V206H203ZM46 206V205H45ZM57 206V205H56ZM59 206V205H58ZM61 206V205H60ZM212 206V205H211ZM22 207V206H21ZM63 207V206H62ZM107 207V206H106ZM132 207H134L135 209H137V208H139V209H141L142 207H135V206H132ZM154 208V210L152 209V214H153V216L154 217H156V218H161V217H163V214L164 213H162V212H160L159 211V207H157V206H154L153 207ZM182 208H184V207H182ZM102 209V208H101ZM26 210V209H25ZM29 210V209H28ZM106 210V209H105ZM153 211H154V213H153ZM212 211V210H211ZM102 212V211H101ZM93 213V212H92ZM208 213V212H207ZM65 214V213H64ZM134 214L136 215V213L135 212H133L132 214H131V217L132 218H134ZM92 215H95V214H92ZM212 215V214H211ZM213 215H215V214H213ZM98 216V218L100 219L101 218V215L99 216V215H97ZM166 216V215H165ZM110 215H109V218H106V219H110ZM200 218L202 219V220H208L207 221V223L208 224H212V225H215V226H217L216 224H215V221H213V218L210 216V215H208V214H204L203 216H200ZM215 219V218H214ZM104 220V219H103ZM159 220V219H158ZM94 221V220H93ZM101 221V220H100ZM93 223V222H92ZM177 223L179 224V225H177ZM197 224L199 223V221H197L196 222ZM203 223V222H202ZM172 224V225H171ZM158 225H161V224H158ZM63 226V225H62ZM61 227V226H60ZM191 232V235H183V236H179V237H177L178 238V242L179 241H183V243L185 244V242L187 243V244H185V245H187V247L189 248V249H187V251L188 252H191L192 253V250L194 251L195 250V248H194V246L192 245V242L194 241V237L192 236V231H190ZM221 232V231H220ZM162 235H159V234H157L156 236H154V240H160V241H162L164 244H163V246L166 244V246H168V248H167V251L168 250H171L170 248L172 247H177L176 245H172V246H169V244H170V239H164L163 237H162ZM225 236V235H224ZM229 236V234L227 233V235L225 236V237H228ZM33 238V237H32ZM203 238H206V236L205 237H203ZM233 238H230V240H232ZM175 241V240H174ZM185 241V242H184ZM48 242V241H47ZM157 244H160L161 242H159V241H157L156 242ZM181 243V242H180ZM45 245V244H44ZM179 245V244H178ZM213 245H215V244H212V246ZM154 246V249L152 248V255H154V258L156 259V260H158V261H160V256H158L159 255V251H160V249L154 244L153 245ZM182 246V245H181ZM91 247V246H90ZM87 248H89V247H87ZM192 249V250H191ZM233 249V248H232ZM87 250V249H86ZM86 250H83L84 251V253L86 252ZM146 251V250H145ZM144 251V252H145ZM182 251V250H181ZM185 251H186V249H185ZM141 252V251H140ZM169 252V251H168ZM180 252V251H179ZM224 252V251H223ZM172 253V252H171ZM171 253H169V254H171ZM175 253V252H174ZM178 254V253H177ZM203 255V258H204V252L202 253ZM228 254V253H227ZM152 257V256H151ZM185 257V256H184ZM188 257V256H187ZM201 257V256H200ZM98 258V257H97ZM103 259H104V257H103ZM134 259V258H133ZM151 260L153 259V258H150ZM100 261V260H99ZM137 261V260H136ZM42 262V261H41ZM101 262V261H100ZM150 262H152V261H147V260H145V262L143 263V262H140V264H150ZM239 263L238 264H241V263H243L242 261H238ZM163 263V262H162ZM161 263V264H162ZM213 263V262H212ZM211 263V264H212ZM219 264H223L222 262L221 263H219Z\"/></svg>","mask_w":264,"mask_h":264},{"label":"water","instance_id":"5","mask_svg":"<svg viewBox=\"0 0 264 264\" xmlns=\"http://www.w3.org/2000/svg\"><path fill=\"white\" fill-rule=\"evenodd\" d=\"M232 54H234V51L230 46H228L227 55L230 56ZM51 218V213H45L31 220L27 228V233L30 235L36 234L38 231L42 230L46 226V224L51 220ZM72 222L78 228H86L87 224L89 223V213L87 208L83 207L79 209L76 215L73 216ZM73 254L74 249L73 247H70L58 259H56L53 264H66L71 259Z\"/></svg>","mask_w":264,"mask_h":264}]
</instances>
